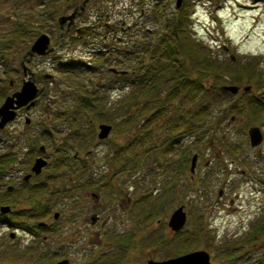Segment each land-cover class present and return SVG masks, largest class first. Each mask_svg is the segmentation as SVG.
<instances>
[{"label":"rangeland","instance_id":"374dc122","mask_svg":"<svg viewBox=\"0 0 264 264\" xmlns=\"http://www.w3.org/2000/svg\"><path fill=\"white\" fill-rule=\"evenodd\" d=\"M66 1V4H70L74 0ZM182 2H185L188 14L184 28L188 33L185 31L186 39L196 43L209 55L214 65L223 70L219 85L237 87L235 93L223 91L218 106H225L226 114H221L216 122L220 123L216 124L217 129L202 139L206 142H202L195 140L194 126L184 129L168 122L169 112L175 105L182 103L186 107L185 104L189 102L187 106L196 110L198 100L195 94L187 93L186 88L182 94L185 95L183 101L178 96L172 100L167 97L165 99L163 95L166 94L168 81H162L165 79L162 73L159 78H151L152 90H147L143 84H136L137 78L132 74L111 75L106 70L109 66L116 69L129 68L127 56L121 52L116 59L109 60L105 57L110 46L118 44L121 48L120 41L110 42L108 36L106 46L84 47L78 44L54 49L43 57V71L52 74L53 80L43 78L40 82L43 94L37 96V105L43 107L50 103L47 95L56 99L50 106L52 114L48 116V112H43V144L50 145L48 136L67 133L70 136L72 132L69 128L66 129L64 115L56 114L53 117L67 105H82L80 98L76 99L75 95L67 93L61 97L63 89L68 91L67 87L73 91L81 84L100 81L96 86L97 93L106 95L111 108L126 103L132 94L137 95L142 91H151L152 94L157 89L161 91V100L166 102H160V114L151 120V153H146V156L139 157L137 161L128 158L130 150L126 152L128 146H131L129 140H133L129 136V127L135 124H125L126 118L123 121L120 118L112 121V129L105 139L110 143L89 156L95 163L91 171L72 170V149L61 152L50 148L52 159L64 160L57 167L43 171V199L49 212L43 217L36 215L29 220L34 222L47 219L60 229L45 242L41 261L36 260V252L32 251L25 253L22 260L19 254L23 252L15 246H9L8 229L0 224V264H55L63 257L70 259L69 264H114L109 259L114 260L117 256L120 262L115 264H145L147 259H164L195 249L208 252L210 264H264V257L261 256L264 245V0ZM60 3L62 0H0V105L3 96L11 90L9 80L12 79L15 85L20 82L18 58L25 42L21 26H27L28 29L33 27V30L53 38L56 35V17L61 14L58 8ZM130 3V0H106L108 22L119 17L127 25L136 18L140 9H144L147 14L142 0H135L133 5ZM87 6L91 10L93 4ZM132 7L134 9L131 13ZM175 10L174 0H167L157 7L151 4V18L162 21L165 15L171 16ZM153 25L151 22V27ZM17 26H20L19 32L15 29ZM160 26L156 24L155 30ZM8 29L17 32L15 40H9V44L6 36ZM130 30L135 31V28L126 29V32ZM136 32L130 34L137 37L142 35L138 28ZM116 35L122 37L123 34ZM126 37L127 34L122 38ZM5 44L8 45L7 49H4ZM54 44L51 40L50 45ZM126 47L128 51L135 48L134 45ZM54 54L59 58L53 60ZM177 58L180 59V56ZM159 61L166 64L169 60L163 62L161 58ZM186 61L185 66L189 69L188 59ZM35 64L34 61L29 64L31 70L36 69ZM247 64L249 68L245 70H250V74L244 70ZM168 65L175 71L186 69L179 67L182 64L168 62ZM199 74L202 75L198 77L200 82L207 85L204 84V79L209 74ZM187 75L189 76H185V79L192 78L194 81L192 71ZM208 77L211 83L217 85V79L210 75ZM247 85L250 88L244 90ZM178 92L177 89L176 93ZM187 95L190 96L189 99ZM153 103L151 100V108ZM212 109L207 118L214 120L218 108ZM201 119L199 118L200 122ZM77 121L80 132L89 129L90 135L96 138L97 122L83 128V119L79 118ZM166 122L167 127L164 125ZM250 126L258 127L262 135L261 142L256 146L249 145L246 131ZM168 138L176 139V142L172 143L171 140L169 143ZM70 143L68 147L72 146ZM116 147L120 151L113 152ZM136 147L144 149L139 144ZM164 147H168L166 154L159 157L153 154V148ZM121 151L123 153L118 156L117 153ZM112 153L116 154L123 168L117 170L105 167V164L115 163ZM193 153H197L198 158L190 179L188 166ZM73 185L79 187L72 190ZM83 189L87 204L92 203L88 192L94 190L101 206H108L105 209L110 218L109 228L105 229L107 236L101 234L102 243L96 245L92 231H100V220L103 216H99L94 225H85L91 232V237H87L89 240H82L77 235L73 243L75 249L60 247L56 252L54 247L57 239L68 237L67 228L71 226L72 217L78 218L77 210L83 204L77 202L82 199L80 197L84 193ZM53 191L57 192L54 196ZM125 191L129 192L130 203L123 211L125 197L122 194ZM26 195L28 200L35 199L36 191L27 190ZM9 197L1 201L13 203L12 199L18 196L11 193ZM180 204L183 205L185 221L179 230L172 231L166 221L172 210ZM53 211L59 213L58 218L51 217ZM28 242L30 241L24 240L23 244L29 245ZM106 242L108 244L105 246ZM61 243L60 241V246ZM103 247H111L116 254L102 253Z\"/></svg>","mask_w":264,"mask_h":264},{"label":"flooded vegetation","instance_id":"af4514ba","mask_svg":"<svg viewBox=\"0 0 264 264\" xmlns=\"http://www.w3.org/2000/svg\"><path fill=\"white\" fill-rule=\"evenodd\" d=\"M93 1L85 0V2L82 3V0H74L70 4H66L67 1L62 0V3H60L58 7L61 13L59 15L63 16L72 12L74 15L71 19H63L61 24L58 23L59 15L56 17V35H53V38L48 37L49 46H51V40L55 43L51 46L53 50L58 48L73 47L78 44L84 47L106 46V40L108 36L110 38V42L112 40L123 43L124 38L122 37L125 34H127L126 39L130 38V40L127 39L126 42L130 45H134L138 43V40L133 39V37L138 39L139 36H133L130 33L134 32L136 34L137 28L146 35H151V37L157 36L156 40H151V42L145 43V45L148 46L161 44L162 40H159V38L167 36V33L162 31L161 26L158 30H155L157 21L156 19L151 18V4H154V6L157 7L159 5H163L167 0H152V2L151 0H142L144 2L142 4H145L146 6L145 10L147 11V14L144 13V9H140L136 18L132 19L130 24L127 25H124L123 19H120L119 17L108 22L109 19H107L108 15L106 13L107 9L105 8L106 0ZM134 1L135 0H130V5H133ZM181 3L182 0L180 1L179 6L175 7L174 5V8H179ZM62 4H64V7H62ZM92 4L93 7L90 10L87 5L91 6ZM133 9L134 8L132 7L131 13L133 12ZM151 22L154 23L152 27ZM144 25L146 27L143 28ZM158 25L159 24H157V26ZM131 27H134L135 31L130 30L127 33L126 29H130ZM22 28L25 42L22 47L20 58H18V67L20 68L21 73L20 82L15 85L14 81L10 79L8 84L11 90L3 96V99L5 96L10 95L14 91L18 90L22 81L27 79H31L35 84L36 98L33 105L27 106V104H23L15 107L13 110V118L0 126V206L7 205L9 207L7 212H0V224L4 225L5 228L8 229V237L10 238L8 241L9 246L11 248L15 246L16 248L20 249L21 252H23L19 254V258H22L23 260V258H25V253L28 254L30 251H32L36 252V260L39 259V261H41L43 259L45 242L50 235L54 234L55 232L58 233L60 229L56 224L50 223L47 219L44 221L37 220L34 222L29 220L36 215L43 217L45 213L47 214V212H49L47 206L44 205L43 199V171H48L50 168L57 167V165L61 164V162H63L62 160H64L52 159L49 149L52 148L53 150H59L61 152H65L67 149H72V161L70 162L72 170L74 168L76 171H91V168L95 163L91 158H89V156L92 154V152H97L102 146H106L108 143H110V141H105L109 134L103 139H99L97 136L96 138H93L90 135V130L88 129L87 131L83 130L81 132L80 130H72L70 136L68 133L67 135L61 136H48L50 139V145L47 143L43 144V112H48V116H50V114H52V110L50 108V104L44 105V107L37 105V96L40 93L43 94V88L40 85L42 79L45 78L48 81L53 80L52 75L50 77H46L45 72L43 71V57L53 52V50L44 55H37L33 53L31 56L26 55L24 58H22L23 54L29 48L31 42L39 33H41L37 30H33V27L28 29L27 26H22ZM117 32L120 35L123 34L122 37H117ZM17 55L18 54H16V56ZM57 58H59V56L55 54L52 56L53 60H56ZM21 60L25 68V74L23 73L21 67ZM33 61L36 63L35 70H31V67H29V64ZM55 115L56 113L53 115V117ZM32 116L33 119H31ZM72 123L78 124L79 121H74ZM98 124L99 123H97L96 128ZM87 126L88 124L84 125L83 128ZM110 126L111 131L112 125ZM71 141L74 143H70ZM69 143L72 144L71 147H68ZM115 151H120L119 147L114 148L113 152ZM122 153L123 152L121 151L117 154L118 156H121ZM38 157H41L44 162L38 172L35 173L31 170V166L34 163V160ZM111 157H113L115 163L105 164V167L117 168V170L122 168L119 164L116 154L114 155L112 153ZM78 187L79 185H73L71 189L76 190ZM1 189H4V192L3 190L1 191ZM27 190H29V192L33 190L36 191L35 199H27ZM83 192L84 193L82 197H80L82 199H79L77 202L79 204H83L79 207V210H77L78 218L80 217V219L72 217L70 221L71 226L67 228L68 237H63L61 240L57 239L56 245L54 247L56 252H58L60 247H74L75 245H73V243L75 242V236L77 235L82 240H89L87 237H91L89 235L91 232L86 228L85 225L87 223L94 225L98 221L99 216H103V218L100 220V231H92L95 242L97 243L96 245L102 243L100 241L102 240V237H100L101 234L107 236L105 229L109 228L108 222L110 218L106 214L105 209H107L108 206H101L98 201V194L94 190H90L88 192L92 203L87 204L84 189ZM11 193H15L18 196L17 198L12 199L13 203L8 204L6 201H1L2 199L10 198L9 195ZM55 193L57 192L53 191V196ZM122 196L125 197L123 202L124 205L122 206V210L124 211V209L128 207V204L130 203L129 192L125 191ZM32 213L35 214L32 215ZM54 213H56V217L53 216ZM91 216L93 217L92 220ZM51 217L56 219L59 217V213L57 211H53ZM86 219H88V222ZM101 228L103 230H101ZM14 239H18L19 241H14ZM24 240H29V245L23 244ZM60 241L62 242L61 246ZM66 243L68 244L66 245ZM107 244V242L106 244L104 243L105 246ZM103 248L104 249L102 253L114 252L116 254L114 249L111 247ZM73 249H75V247ZM62 259H67L68 262L66 264L70 263L69 258L63 257L59 260ZM59 260H57L55 264ZM110 260V262L114 261L112 259Z\"/></svg>","mask_w":264,"mask_h":264},{"label":"trees","instance_id":"16d2710c","mask_svg":"<svg viewBox=\"0 0 264 264\" xmlns=\"http://www.w3.org/2000/svg\"><path fill=\"white\" fill-rule=\"evenodd\" d=\"M170 15L171 16L165 15L162 21L157 20V24L161 25L162 31L167 33L166 37L159 38V40H162L161 44L155 46L145 45V43L151 42L153 39L151 38V35L142 33L141 36L139 35L138 39L133 37V39L138 40V43L134 44L135 48L132 49V51H128L126 47L127 45H130L126 42L127 39L130 40V38H124L121 48L118 46V44L110 46L105 57H107L109 60L112 58L116 59L119 52H121L123 55H126L129 68L123 67L121 69L126 70V74L134 75L137 78L135 80L136 84H143L147 90L151 89V78H159L160 74L162 73L165 77V79L162 81H168L166 83L168 85L165 90L166 94L163 95L165 99L167 97L168 100H172L178 96L182 97L183 101V97H185V95L182 94L185 88L188 90L187 93L195 94L194 96L197 97L198 100V106L196 107V110H193L190 106H187L189 105V102L185 104L186 107H184V104L179 103L178 105H175V107H173L174 109L169 112L170 116L168 119L170 121L168 122L173 124V126L178 125L177 127L184 129L194 126L196 132L194 134L196 137L195 140L198 139L201 141L203 138H205V136L207 137L217 129L216 124L220 123L216 122L219 121L223 114H226L225 106H218L223 96L221 84L219 85V81H222L221 76L223 70L220 69V67L215 66L214 62L210 60L209 55L205 53L196 43H192L190 39L189 41L186 39V30L184 28L185 20H188V14L186 13L185 2H182L180 7ZM15 29L17 32H19L20 26H17ZM21 31L23 32V28ZM17 32L9 29L7 30L6 36L8 38V44L9 40H15L14 38L16 37ZM186 34H188L187 31ZM154 37L157 38V36ZM6 44L4 45L6 47L4 49L8 48V45ZM177 56H180L181 60L178 59ZM161 58L163 59V62L169 60L168 62L171 63L182 64L183 66L179 65V67L186 69L175 71L168 65V62L166 64H162L159 61ZM186 59H188V64L190 65L191 69H188L185 66L187 63ZM248 65L249 64L245 65L244 70L245 68H249ZM103 71L105 72V70H101V72ZM190 71H192V74L194 75V81H192V78H184L185 76H189L187 74ZM200 72L209 74L214 79H217V85L211 83L210 78H207L209 75H207L204 79V84L207 83V85H203L200 82V79H198V77H202V75L199 74ZM245 72L250 74V70H245ZM110 74L113 75L112 73ZM169 74L170 76L168 77ZM257 78L259 79L258 76ZM99 84L100 81H94L93 83L89 82L88 84H81L80 87L77 86L73 91L70 90L69 87H67L68 91L63 89V94L61 93V97H64L67 95V93H69L71 96L75 95L76 99L80 98L79 102L82 104L80 106L78 103L75 107L67 105L56 113L65 116L66 119L64 122L67 125L66 128H69L70 130H78L79 125L73 124L72 122L77 121L79 118L83 119L85 123L83 125L89 124V126H91L93 123L95 124L96 122L107 123L111 125L112 121L114 120H119L120 118L123 121V119L126 118L125 124L128 122H135V124H132L129 127V136H131L133 140H129V145L131 146H128L126 151L128 152L130 150V155H128V158H134L137 161L139 157L144 156L146 153H151V120L153 117L155 118V116L160 114V102H166L165 100H161V91H158L157 89L153 91L154 93L152 94L151 91H142V93L137 95L132 94L128 97L126 103H121V105L111 108L112 106L108 104L109 101L107 100L106 95L103 93H97L96 86ZM181 87H183V89H181ZM177 89L179 90L178 93H176ZM189 97L190 96L187 95V99H189ZM47 98H49L48 101H51H49L50 105L53 104V102H56L54 101V96L51 98L49 95H47ZM151 100L154 101L152 108ZM212 108H218L217 116L214 117V120L212 118H207V114L212 113ZM199 118H202L201 122L199 121ZM176 122H178V124H176ZM164 125L167 127L168 123L166 122ZM155 137L157 138V136ZM171 140H173L172 143L176 142V139L168 138L169 143ZM202 142H206V140L204 139ZM169 143L168 145H170ZM137 144H139L141 147L143 146L144 149L136 147ZM166 150H168V147H164L162 149L153 148L152 152L156 157H159L161 154H166ZM117 261H119L118 257L114 259L113 263L115 264Z\"/></svg>","mask_w":264,"mask_h":264},{"label":"water","instance_id":"95a60500","mask_svg":"<svg viewBox=\"0 0 264 264\" xmlns=\"http://www.w3.org/2000/svg\"><path fill=\"white\" fill-rule=\"evenodd\" d=\"M84 1L85 0H83L82 3H84ZM180 1L181 0L174 1L176 7L179 6ZM73 15L74 13L72 12L68 15L58 17V23L61 24L63 19H71ZM52 50L53 48L49 46L48 36L45 33H40L31 42L29 48L24 53L23 57L26 55L31 56L33 53L37 55H44L48 52H51ZM21 67L23 73L25 74V68L22 61H21ZM108 71L119 74L125 73V70H117L113 67H109ZM45 76L50 77L51 74L45 73ZM222 89L227 90L231 93H235L237 87L234 85H224L222 86ZM243 89L247 90L248 86H245ZM35 96H36V87L34 82L31 79L23 80L18 90L4 97L3 102L0 105V126H2V124L13 118V114H14L13 110L15 107L23 104H27V106L33 105L35 103ZM97 128H98L96 135L97 138L103 139L108 135L111 126L106 123H99ZM246 132L248 135V141L250 146H256L261 142L262 135L258 127L250 126ZM196 158H197L196 154H193L190 158L188 170L190 172L191 177L194 171ZM43 162L44 160L41 157L36 158L34 160L33 165L31 166V170L35 173L38 172L40 167L43 165ZM182 207H183L182 205H178L177 207H175L170 213L169 218L166 222L167 226L172 231L179 230L185 221V213ZM8 209L9 207L7 205L0 206V212L2 213L7 212ZM53 216L56 217V213H54ZM92 219L93 217L91 216V220ZM261 255L264 256V248L261 252ZM67 262H68L67 259H62L59 260L56 264H66ZM146 264H210V258H209V253L206 252L205 250L195 249L165 259H160V260L148 259L146 261Z\"/></svg>","mask_w":264,"mask_h":264}]
</instances>
